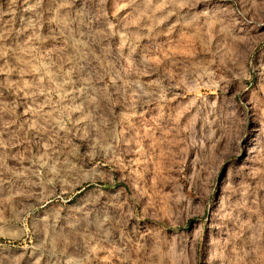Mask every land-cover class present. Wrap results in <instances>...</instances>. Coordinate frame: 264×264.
I'll return each mask as SVG.
<instances>
[{"label": "rangeland", "instance_id": "1", "mask_svg": "<svg viewBox=\"0 0 264 264\" xmlns=\"http://www.w3.org/2000/svg\"><path fill=\"white\" fill-rule=\"evenodd\" d=\"M0 264H264V0H0Z\"/></svg>", "mask_w": 264, "mask_h": 264}]
</instances>
